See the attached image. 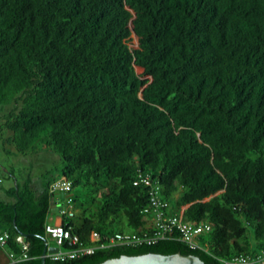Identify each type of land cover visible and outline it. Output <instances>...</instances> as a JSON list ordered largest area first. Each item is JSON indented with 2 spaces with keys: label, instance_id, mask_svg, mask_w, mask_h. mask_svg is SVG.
Segmentation results:
<instances>
[{
  "label": "trees",
  "instance_id": "obj_1",
  "mask_svg": "<svg viewBox=\"0 0 264 264\" xmlns=\"http://www.w3.org/2000/svg\"><path fill=\"white\" fill-rule=\"evenodd\" d=\"M3 105L17 153L61 155L70 206L77 186L101 192L78 224L63 214L82 241L93 230L153 235L142 176L161 187L167 213L213 227L201 248L175 230L46 264L178 252L224 264L264 250V0H0ZM8 177L17 185L0 198V231L25 236L18 264H41L60 178L35 189ZM6 249L22 253L13 241Z\"/></svg>",
  "mask_w": 264,
  "mask_h": 264
},
{
  "label": "built area",
  "instance_id": "obj_2",
  "mask_svg": "<svg viewBox=\"0 0 264 264\" xmlns=\"http://www.w3.org/2000/svg\"><path fill=\"white\" fill-rule=\"evenodd\" d=\"M140 181L152 186L150 205L146 212H153L154 222L157 224V229L150 237H139L135 233H121L114 232L110 234H101L100 232L93 230L89 234V241L86 243L82 241L79 234L73 232L71 227H68L64 222L46 225V233L58 247L56 253L51 254L55 259H75L84 255L94 253L99 248H110L123 245H135L136 243H142L143 241L149 244L155 243L160 239H164L167 235H172L175 230L180 233L178 238L187 243L191 248H201L199 240L200 237L212 230L210 223L195 224L188 222L184 219L183 211L179 215H171L166 212L168 203L162 201L160 198V186H154L149 176L141 177ZM139 183V181H136ZM70 189V182L66 179L57 180L52 185L54 193L64 192ZM70 205L71 199L66 200ZM185 207H183L184 210ZM62 213H66L64 209ZM10 241L15 242L21 247L22 253L20 255L13 251H8V262L6 264H18L29 258L28 250L29 244L25 240V236L18 234L13 237L7 231H0V247L7 248ZM224 264H264V250H262L256 256L250 255H238L229 260H223Z\"/></svg>",
  "mask_w": 264,
  "mask_h": 264
},
{
  "label": "rangeland",
  "instance_id": "obj_3",
  "mask_svg": "<svg viewBox=\"0 0 264 264\" xmlns=\"http://www.w3.org/2000/svg\"><path fill=\"white\" fill-rule=\"evenodd\" d=\"M137 39L133 37V45L135 48ZM141 73L142 70H139ZM11 105L0 106V198L6 199V190L15 185V179L8 177V171H14L19 181L31 177L35 189H40L43 178H62L61 170L63 168V161L61 155L52 148L45 147L37 153H29L23 155L15 151L14 146L10 143L9 138L11 132L5 126V116L11 109ZM95 191V188L93 189ZM72 196L75 202L70 206L66 204V212L73 216V221L78 224L81 215L85 213L87 216L90 212L96 209L98 203L101 201V192L92 194L88 186H77L73 188ZM64 218L60 212H51L48 217L50 224H55L58 218ZM205 238L209 239L208 234ZM50 245H55V242L48 237ZM7 259V260H6ZM8 262V253L6 248H0V263L2 261Z\"/></svg>",
  "mask_w": 264,
  "mask_h": 264
},
{
  "label": "water",
  "instance_id": "obj_4",
  "mask_svg": "<svg viewBox=\"0 0 264 264\" xmlns=\"http://www.w3.org/2000/svg\"><path fill=\"white\" fill-rule=\"evenodd\" d=\"M130 29L134 38L138 40V35L134 31V24L131 22L129 24ZM15 185L17 182L15 180ZM64 193L60 194V200L63 201L65 197ZM62 205V203H61ZM62 207V206H61ZM46 248L42 254L41 264H46V258L48 255L58 251V247L49 246L46 241ZM99 264H206L200 257L196 255H183L182 253L174 254H160V253H145L139 255H121L117 258H111Z\"/></svg>",
  "mask_w": 264,
  "mask_h": 264
},
{
  "label": "clouds",
  "instance_id": "obj_5",
  "mask_svg": "<svg viewBox=\"0 0 264 264\" xmlns=\"http://www.w3.org/2000/svg\"><path fill=\"white\" fill-rule=\"evenodd\" d=\"M132 36H133V34H132ZM133 37H134V36H133ZM137 46H138V40H137V45L135 46V48H136ZM139 70H142V72L144 71L142 68L138 67V71H139ZM142 72H141V73H142ZM61 179H65V178H61ZM61 179H59V180H61ZM66 180H67V179H66ZM67 181H68V180H67ZM61 193H64V192H57V193H56V195H57L58 197L56 198L55 202H53L52 206H54V205H55V206H60V207L62 206V207H61V210H60V213L63 214L62 211H63L64 209H66L65 205L67 204V202H66L67 199H66V197H65V199H64L63 201H61V200H60V196H59ZM68 197H69V196H68ZM61 203H62V205H61ZM51 212H54V211H53V208H52ZM61 222H64L63 218H62V221H61ZM48 223H49V222H48ZM48 245L50 246V244H48ZM51 246H53V245H51ZM54 246H55V245H54ZM56 247H57V246H56ZM55 253H56V252H55ZM52 254H53V253H52ZM50 255H51V254H50ZM6 263H7V262H6ZM6 263H5V264H6Z\"/></svg>",
  "mask_w": 264,
  "mask_h": 264
},
{
  "label": "crops",
  "instance_id": "obj_6",
  "mask_svg": "<svg viewBox=\"0 0 264 264\" xmlns=\"http://www.w3.org/2000/svg\"><path fill=\"white\" fill-rule=\"evenodd\" d=\"M60 210H61V207L60 206H55V205L53 206V211L54 212L59 213ZM61 221H62V217L58 218L55 223H61ZM6 260L5 261H2L0 264H5L7 262Z\"/></svg>",
  "mask_w": 264,
  "mask_h": 264
}]
</instances>
